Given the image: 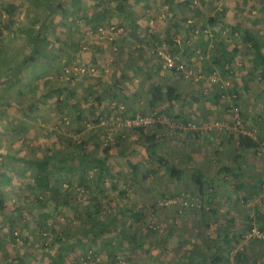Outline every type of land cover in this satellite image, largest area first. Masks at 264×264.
I'll use <instances>...</instances> for the list:
<instances>
[{"label": "trees", "instance_id": "trees-1", "mask_svg": "<svg viewBox=\"0 0 264 264\" xmlns=\"http://www.w3.org/2000/svg\"><path fill=\"white\" fill-rule=\"evenodd\" d=\"M69 1L73 3L72 9L64 6L65 0H22L23 4L14 5L7 2L8 4L3 5L5 18L0 20L1 28L4 24L3 30L0 29V83H2L0 88H9V92L0 94V108L13 105L23 107L20 102L25 99L24 88L27 90L39 88L45 91L40 94L35 93L34 98L37 104L41 103V106L28 102L23 109L26 111L36 109L43 114L47 113L51 105L55 107L56 119H51L52 128L43 131L42 138L32 140L34 147L42 152L39 158L27 161V164L32 165V169L21 170L18 161L24 159L9 154L8 159L11 160L9 170L12 173L8 181L10 184L5 189L10 186H17L19 189L13 191L11 195H8L5 189H0V216L7 222V225L1 229L0 240L4 241L9 236L13 247V251L8 255H0V264H80L83 256L91 252V257L99 255L92 246L96 248L98 246L103 252L99 255L100 261L96 264H140L135 263V258L141 255V251L150 257L146 264L152 262L151 259L160 262L158 259L160 253L157 250L166 245L171 229L168 226V232H159L157 224L161 219L153 215L157 210L156 204L147 206L146 201L128 198L129 183L140 179L138 170L141 161L139 158H133L134 150L128 147L127 138L116 136L111 141V130L114 127L111 118L113 120L115 116L126 117L137 113L132 112L135 108L133 101L141 103L139 99L142 98L146 99L144 106H148L149 111L158 109L162 103L171 106L176 100L184 99L183 92L174 82L159 77L162 63L155 50L161 44H165L161 40L166 38L165 41L169 43L168 51L177 60L186 64L184 59L181 60L182 58L177 55L175 42L166 36L162 38L157 33L162 32L166 21L171 22L169 17L173 14L168 13L166 18L161 17L160 22L158 17L150 14L145 16L148 22L153 18L156 21L155 26H150L155 39L148 43L157 47L151 50L146 46L145 49L150 56L154 55L158 62L153 66L154 70L153 67L148 68L145 80L139 79L133 84V72L138 73L137 68L142 65L141 63L135 60L130 63L121 62L117 69L120 75L111 73V84L108 85L111 88L96 89L87 108L81 107L80 104L74 106L75 117L72 118L66 115L71 111L67 109L69 106L67 99L71 95L68 89L71 83L77 82V74L81 71L70 60L60 59L66 41L51 35L52 17L58 13L61 17L59 19H62L59 21L58 29L56 27L58 35H64L65 28L62 27L65 24H68L69 28H74L77 23L82 22L93 35L98 34L101 37L105 35V42H111V47L116 52L119 48L116 39L123 34V18L129 0H113L112 9L111 2L104 0H87L90 1L87 9H83L79 4L81 0ZM170 1L175 2L179 8L182 6L188 8L186 6L192 5L193 0ZM116 13L119 17L124 16L122 21L117 23V27L112 23ZM118 27L123 30L116 34L114 32ZM147 28L148 24L145 26V29ZM67 34L70 38V32ZM18 37L24 38L25 42L16 46L15 41ZM242 40L250 43V51L254 54V67L261 68L264 72L263 45H260L250 31L245 32ZM93 45L94 43H91V46ZM97 46L103 47V43ZM89 47L90 45L83 44L79 51L87 52ZM138 51L140 50L137 49L136 53L139 54ZM237 51L234 47L232 52L221 54L222 63L217 58L212 63L224 67L234 60ZM122 52L119 51V54ZM20 53L22 54L20 57L16 56ZM31 64L36 66L33 67ZM81 64L78 62V65L82 66ZM186 66L188 67L187 64ZM28 68L31 69L29 75V71L26 73ZM105 71H109L107 66L102 68V73L105 74ZM151 71L156 72L154 76ZM171 71L175 77L180 79L184 77L181 73L178 75L175 70ZM89 72L86 70V73ZM211 73L215 74L214 69ZM2 75L5 77L3 78ZM46 76L48 78L45 79ZM128 77H131L128 83L130 85L124 87L122 81L128 80ZM187 78L185 77L186 80ZM15 84L22 89H18L17 98L11 100L13 91L10 92V89ZM124 88L126 90H123ZM101 90L106 93L101 94ZM223 93L224 90L216 92L215 98H222ZM84 101L87 99L84 98ZM124 106L128 108L123 109ZM143 110L141 111L143 114L149 112ZM4 116V112H1L0 117ZM243 119L245 118H242L244 122ZM102 120L107 124H102ZM181 121L186 122L183 119ZM7 125L9 124H0L1 136L5 134L6 129L8 130ZM85 126H90L91 137H85L84 140L80 135ZM165 127L157 123L156 130L151 133L145 132L142 128H135L137 138L135 143L143 147L148 158L168 169L170 176L179 177L182 170L177 164L156 151L161 141L158 132ZM10 131L13 134L21 132L15 125H12ZM231 137L235 140L236 148L241 150L257 152L260 144L264 143L262 138L255 140L240 133H235ZM122 160L129 165L132 171L130 175H126L122 168L118 167ZM3 162L0 166L5 164ZM224 169L231 170L230 167ZM6 174L8 175L5 169H0L1 177H5ZM143 176L145 177L146 174ZM190 179L205 202L210 205L216 203L215 197L208 193L212 189L209 185L211 177L204 174L200 168L193 167ZM257 185L259 192L262 181ZM235 187L240 189L242 186L236 184ZM171 208L173 211L171 224H173L178 207ZM184 209L182 212L185 215L182 221L189 223L195 231V237L187 240L190 245L181 255L183 259L181 261L185 264H227L230 249L239 242L240 238L245 237L246 232L256 228L252 217H247L243 232L237 229L233 216L224 215L217 208H211L209 211H207L209 207L200 209L184 207ZM257 221V229L264 233V216ZM143 228L145 229L141 230ZM44 230L47 232L48 240L42 238ZM36 231L39 236H36ZM150 237L152 243L144 247ZM250 237L248 245L234 254L235 264H264V238Z\"/></svg>", "mask_w": 264, "mask_h": 264}, {"label": "rangeland", "instance_id": "rangeland-1", "mask_svg": "<svg viewBox=\"0 0 264 264\" xmlns=\"http://www.w3.org/2000/svg\"><path fill=\"white\" fill-rule=\"evenodd\" d=\"M104 1L110 3L113 0ZM7 2L14 5H18L20 3L23 4L22 0H0V20L5 18L3 5L5 3L8 4ZM197 4L198 3H192V6H195ZM64 6H66L65 2ZM88 6H90V1L86 0L82 8L85 9ZM59 17L60 16L58 15V13H56L52 17V21L50 22L51 35L55 36V38H60V35L56 33L59 24ZM24 21L27 24V21ZM150 21H146L148 24L147 30H151V25H156V21L154 18L151 22ZM3 28L4 24L2 28L0 27V29L3 30ZM217 30L218 32L224 34V37H226L225 41L226 47L228 49H231L235 46V48L239 51V54H237V58L239 60L242 59L243 62V57H251V55L248 56L249 54L247 53L246 47L242 42V35L245 32H242L240 27L228 28L227 30L224 29V33L223 29ZM63 33V36H65L66 29ZM114 33L117 34L118 31ZM90 35L93 34L91 33ZM200 36L202 35H199V37ZM167 38H169L168 35ZM165 40L166 38L162 39L161 41L165 42L164 45L168 49L169 43ZM22 42H25L24 38L18 37V39L15 41L16 46L21 44ZM147 46L148 49L151 50L157 47H155V44H148ZM210 49H212L213 52L214 49ZM244 53H246V55H244ZM241 54L243 56L242 58ZM20 55L22 54H16V56L19 57ZM151 56L153 60L156 59L154 55ZM31 65L33 67L36 66L35 64ZM245 66L231 65L228 69H225L224 73H221V71H219L217 67L214 70L215 81L212 82H210L209 79V75L213 74L211 73V71L207 70L206 68L202 69L200 72L196 70L198 73L194 74L193 78L188 77L187 80L185 79V77H183L184 79L182 78L186 85L185 88L179 89L187 94V98L185 97V99L176 100L171 106H169V104L162 103L160 107L158 106L157 110L166 118H171L180 121L181 119H183L185 121L199 122L196 121V116L194 117V119L190 116L191 112H199L201 108L195 109L193 106L191 107L190 102L193 100V98L191 97V93L189 91L196 90V92H199V96L201 97L199 98V102L203 103L204 98H209L211 100L215 98V93L219 92L220 90H224L225 94L235 93V102L239 106L242 118H245L243 119L244 128H247L249 130H255L257 138H262V140L264 141V72L261 70V68L257 69L258 71L254 69V72L256 73L254 78H252L251 80L252 84L248 82L246 83V85H244L245 73L243 70L245 69ZM188 67L191 68V66ZM29 70L30 68L26 70V73H28ZM2 77L4 78L5 75H2ZM199 82L202 84L197 85L196 83ZM1 85L2 83H0V86ZM188 85L190 86L189 88ZM18 86V84H15L11 88H18ZM198 86L199 88H193ZM246 88L251 89H249L248 91ZM2 92L8 93L9 88H0V94ZM254 95H256L257 98L253 100ZM22 100L23 102L21 101L20 104H24L25 106L28 103V99L25 98ZM139 100L141 101V103L133 101V105L135 108L132 112L143 113L141 112L142 109L145 110H143L144 112L149 111V108H147L148 106H144L146 104V99L142 98ZM231 102L232 99L228 98L217 99L215 103L210 102L212 106L209 115L206 116L203 121L199 122L201 123L199 126H202L203 122V124L207 123V126L210 127L207 130H204V132H200V130L197 129V131L188 130L172 133L166 127L164 130H160L158 132L160 134L161 141L156 147V151L165 156L170 161L175 162L177 164V166L182 170L179 177L170 176L168 169L163 168L162 166L158 165L156 161L147 157V154L144 149H142V146L139 143H135L137 139H135L134 137L136 136V133L134 132L135 128L131 130H126L117 126L112 127L113 129L111 130V141L115 139L116 136L127 138L130 144H132V148L134 150L133 158H139L141 161L138 170V177H140V179L132 180L131 183H129V191L127 195L128 198L135 199L136 201H146L147 206L151 204L152 206H154L156 204L155 206H157V210L153 215L158 216L159 219H161L159 224H157L159 232H168V226L171 229L169 239H167L166 241V245L157 250V252L160 253L158 258L160 262H157L156 259H151L152 262H149V264H185L183 261H181L183 260L181 258V255L182 252H184L190 245V243H187V240H191L192 237H195V231L189 225V223L186 224L185 221H182V217L183 215H185L183 214L184 212H182V210L184 209V207H193L196 209H200L194 205L195 202H201L202 207L204 208L209 207L207 211H209L211 208H217L218 211L222 214H228L229 216H233L235 222L234 224H236L237 229L243 230V232H245L243 226L244 224H246L247 217H252L254 220L253 225L256 226L257 229L256 224L258 223V221L253 215L254 211L252 208L254 207L253 204H256L255 206L257 208L264 207V155L258 154V150L256 152L254 150L237 149L235 146V140L231 137L235 135L234 132L230 133L227 129L224 128H214V124L216 121L222 124H229V122H231V111L229 110ZM2 107L5 108V106ZM3 108H0V113L4 112L5 114L6 111ZM126 108H128V106H124L123 109ZM8 109L10 110L13 116L5 115V122L0 118V124H9L7 125L8 130L6 129L4 131L5 134L3 136L0 135V140H3L2 142L0 141V163H2V161H5V164H3V166H0V169H5L8 173V175L6 174L5 177L0 176V189H5L9 186L10 183L8 181L10 180V175L12 173L9 170L11 160H9L7 156L3 155L4 152H7L8 154H13L15 158L24 159L18 161L21 170L32 169V165L27 164V161L39 158L42 153L40 149L37 150V147H34L35 145L32 144V140L40 139V137L42 138L43 131L49 130L53 124L45 122L46 120L43 118V115H39L36 109L32 111H30L31 109L27 110V114L25 117L29 120L31 128L33 129L32 133L29 134L28 125H25L23 121H21L22 113H24L23 109H20L19 107H12ZM16 118L19 120L18 123H11V119L13 120V122H15L14 120L17 121ZM12 125L17 126V130L21 132L19 134L11 133L12 131H10V129L12 128ZM155 130L156 128L153 127L144 131L147 133H151ZM112 134L114 135L112 136ZM13 137H18V148H16L17 141H13ZM143 161H145L146 163ZM229 166L237 167L240 170H243V173L247 174V177L253 176L252 180H255V182L257 183L254 184L253 187H251V184H241L242 187L238 189L237 187H235L238 178L233 177L230 172H220L222 170H225L224 167ZM118 167L122 168V171L126 175H130L132 172L130 170L129 165L124 160L120 161V165H118ZM193 167L200 168L202 172H204V174L211 177L209 185L212 189L210 191L209 189L206 190H208V193H211L215 197L217 204L214 203L213 205H210L209 203L205 202V199L202 198V196L197 191L196 186L192 183L190 179V174L192 173ZM227 173L229 174L227 175ZM143 174H146V176L144 177ZM225 176H227V178ZM259 181H262V185L260 186V191L258 192L259 188L257 184L259 183ZM16 189L19 188L17 186H10V188L5 190L7 191L8 195H11L13 194V191H16ZM181 193H183L184 197L186 198L187 202L185 205L179 203H171L168 205L158 204L159 200H168ZM123 199H125V197ZM172 206L178 207V211L175 215V219L173 220V224H171V216L173 212L171 208ZM183 211H185V209ZM6 225V220L0 216V233L2 231V227ZM177 226L178 229H176ZM144 229L145 228L141 230ZM141 230L139 231L141 232ZM248 232H246L245 235ZM36 236H39L38 231H36ZM46 237L47 232L44 230L42 238L48 240V238ZM250 238L251 237L245 238L243 236V238H240L239 242L230 249V252H228L227 264H235L234 254L236 252L242 251L244 249V246L248 245ZM183 240H185V242ZM152 241L153 240L151 237L148 238V240L145 242L144 247L151 244ZM92 247L97 250V254L100 255L103 253L98 246L97 248L95 246ZM12 251L13 247L10 242L9 236H7L4 241L0 240V255H8ZM140 253L141 255L135 258V263L139 262L140 264H146L150 260V257L148 255H144V252L142 251ZM39 254L42 255V253ZM99 255L91 257V252L89 255L83 256L84 258H82V261L80 260V264H96L100 261L98 260ZM47 256L48 254L45 256V258ZM177 256H180V258H177ZM35 261L37 260L35 259Z\"/></svg>", "mask_w": 264, "mask_h": 264}, {"label": "crops", "instance_id": "crops-1", "mask_svg": "<svg viewBox=\"0 0 264 264\" xmlns=\"http://www.w3.org/2000/svg\"><path fill=\"white\" fill-rule=\"evenodd\" d=\"M137 1L138 0H129V3L126 6L127 9L125 17H119L117 12L112 19V23L117 27V23L121 22L122 18L124 17L122 24L124 31L121 37L119 36L118 39H116L117 44L119 43V48L116 52L111 47V40H108V42L110 43H106L105 35L102 37L98 34L96 37L90 35L91 33L88 31L89 28L85 27L82 22L77 23V26H75L74 28H69L68 24H65L64 27L61 26L62 28L66 29V35L60 36L61 38L59 39L61 41L65 40L66 45L63 48V53L62 56H60V59L66 58L67 60H70L72 64L75 65V67H79L84 70L83 73H81V71L77 74V82L71 83L69 87L70 89H68V92H71L70 98L67 99L69 104L67 109L71 110L69 114H66L68 117H75L74 106L77 107V105L80 104L81 107L87 108L88 105L91 104L89 102H91V99L93 98V92L96 89L111 88L109 87V84H111V73L114 72V74L117 73L118 75H120V72H118L117 69L119 68L121 62L130 63L135 60L138 61L139 64L141 63L143 66L140 65L137 68L138 73H134L133 84H136L139 79H142L143 81L145 80L148 75L146 74L148 68L150 69L155 66V63H158L155 58V60H153L152 56H150L148 54V51L145 49L147 48L146 46L149 44L148 42L155 39L151 33V30L149 29V31L145 29V26L147 25V20L145 16L148 14L154 17H158V22L161 21V17L166 18V16H168V13L173 14L172 17H169V20H171V22H167L165 20L166 26H163L162 32L158 31L157 33H159L160 37L162 38L165 36L167 37L168 35V37L175 42L174 47L178 50L176 52L177 55L179 56V58H182L181 60L184 59L183 61H185L188 66H191V68L199 72L205 68L209 71H212L213 69L215 70L218 67L219 71H221V73H224L225 69H228L231 65L245 66L247 64L248 66L246 65L245 69L243 70L245 73L244 85H246V83L248 82L252 84L251 80L252 78H254L256 73L254 72V69L257 70L260 68L254 67L253 65L252 59L254 61V54L250 51V43H246L242 40L246 47V51L249 54L248 56L251 55V57H243L241 54V58H244L243 62L242 59L239 60L237 58V54H239V51L236 52V55L233 58L234 60L231 63H227V65H225L224 67H222L221 64H213L212 61L216 60L217 58V60L219 59L222 63L223 58H221V54H224L229 51L232 52V49L235 47L234 46L233 48L228 49L226 47V37H224V34H222L221 32H217V29H223L224 33V29L227 30L228 28L240 27L242 32H252V34L259 41L260 45H264V0H193L192 3L198 4L195 6L190 5V8L183 7V3H181L182 7L179 8L176 6L175 2H172L170 0H165L166 2L164 0H149V2H147L148 0H139L138 2ZM70 2L71 1L66 0L65 7H69L70 9H72L71 4L73 3ZM83 2L84 0H81L79 4L83 6ZM113 4L114 1H111V9L113 8ZM59 18L58 21L62 20ZM70 18L71 17H69V19ZM67 22L69 23V20ZM186 26H188V28ZM123 28L118 27L116 31H118L119 33L121 29L123 30ZM67 32H70V38ZM199 35L202 36L199 37ZM91 43H94V45L91 46ZM102 43L103 47L97 46ZM83 44H86L88 46L90 45L89 50L87 52L79 51L80 46H82ZM210 48L214 49L213 52ZM137 49L140 50L138 51L139 54L136 53ZM262 49H264V46ZM121 50L123 52L122 54H119V51ZM244 55H246V53H244ZM78 62L82 63V66L78 65ZM104 66H107L109 68V71H105V74L102 73V68ZM30 70L28 75L31 74ZM86 70H89L90 72L86 73ZM128 72L130 75V71ZM151 73L152 76H154V73L156 72L151 71ZM178 75H180V73ZM159 77L162 80L164 79L168 81L169 79L170 82H174L180 89L185 88L186 84L184 83V81L178 77H175L173 71L160 69ZM44 78L46 79L48 77L46 76ZM130 78L128 77V80L124 79V81H122L124 87H128L130 85L128 84L130 82ZM144 83L146 84V81ZM196 84L199 85L202 83L199 82ZM189 87L190 86L188 85V88ZM193 88H199V86ZM18 89L22 88L10 89V92L13 91L11 95V100H15L17 98L16 93ZM246 89L249 91V89L251 88ZM123 90H126V88H124ZM43 91L45 90H41L39 88H35V90H32L30 88L27 90L26 88H24L23 97L28 99L29 104H32L33 101V104L36 105L37 102H35L36 99L34 98V96L36 97V95L34 94H40L43 93ZM100 92L101 94L106 93V91L103 92V90H101ZM182 92L184 94L183 98H187V94L184 91ZM189 92L191 93V97L193 98V100L190 102L191 107L193 106L195 109L201 108L199 112H191L190 116L193 119L196 116V121L201 122L206 116L209 115V112L211 111L210 109L212 105L210 102L215 103L217 99L213 98L210 100L209 98H204V100L202 98L204 101L203 103L199 102V98H201L199 96V92H196V90H192ZM84 98H86L87 101H84ZM255 98H257L256 95H254L253 100ZM20 105L24 107V104ZM38 105L41 106V103H38L37 106ZM12 107L18 106L13 105L11 107H5L6 109L4 108V110L6 111V116H13L10 110L8 109ZM23 107L19 108L23 109ZM54 110L55 107L49 105L47 113L40 114L38 111L37 112L39 115H43V118L46 120L45 122L53 123L51 119H56V112H54ZM23 111L24 113H22L21 121H23L25 125H28V133L31 134L33 129L31 128L29 120L25 117L27 111L25 109H23ZM6 116L0 118L5 122L4 119L6 118ZM14 121L15 122H13V120L11 119V123H18L19 120L17 119V121ZM89 127L90 126H85L84 129H82L81 131L80 136H82L84 140L86 139L85 137L90 136ZM51 128L52 127H50V129ZM134 137L136 139V136ZM13 141H17L16 148H18V137H13ZM127 144L129 148H132V144H130L129 141H127ZM3 155L9 157V154L7 152H4ZM230 168V171H228V169H225L220 172H230L233 177L238 176L235 177L238 178L236 184H251V187H253V185L257 183L255 182V180H252L253 176L247 177V174H244L243 170H240L237 167ZM228 174L229 173H227V175ZM225 177L227 178V176ZM253 205L254 207L252 209L254 211V217L256 219L262 218L264 216V207L257 208L255 206L256 204Z\"/></svg>", "mask_w": 264, "mask_h": 264}, {"label": "built area", "instance_id": "built-area-1", "mask_svg": "<svg viewBox=\"0 0 264 264\" xmlns=\"http://www.w3.org/2000/svg\"><path fill=\"white\" fill-rule=\"evenodd\" d=\"M156 54L160 57L161 63H162V69L163 70H175L178 73H181L184 75V77H192L193 75L196 74L197 72L193 70L192 68H189L186 66V64L180 60H177L165 47L164 44H161V46L156 48ZM69 69V68H68ZM80 71H84L82 68L79 69ZM210 82L215 81L214 74H212L210 77ZM222 98H228L232 99V102L229 106V110L231 111V122L229 124H222L219 122H215V129H227L230 133H240L247 135L253 139H257L256 131L255 130H249L247 128H244L243 126V121H242V116L241 112L239 109V106L235 102V97L236 94H225L223 93L221 95ZM102 124H105L106 121L102 120ZM157 123H161L162 125L166 126L170 130V132L175 133V132H180V131H188V130H197L199 129L200 132H204V130H207L210 128L207 126L208 124H203L202 126H199L201 123L199 122H193V121H186L182 122L179 120H174L171 118H166L165 116L160 115L159 111L157 109L151 110L148 113H135L131 116H126V117H119L115 116V118L112 120L113 126H117L126 130H131L134 128H142L144 130L151 129L155 127ZM199 123V124H198ZM202 127V128H199ZM258 154L264 155V145L263 143L260 144V147L258 148ZM186 198L184 197V194L181 193L175 197H172L168 200L162 199L159 200L158 204L159 205H168L171 203H179L182 205L186 204ZM194 205L198 208L202 207L201 202H195ZM208 208V207H206ZM250 236H256V237H263L264 238V233L261 232L260 230L253 228L250 232H248L245 235V238H248Z\"/></svg>", "mask_w": 264, "mask_h": 264}]
</instances>
